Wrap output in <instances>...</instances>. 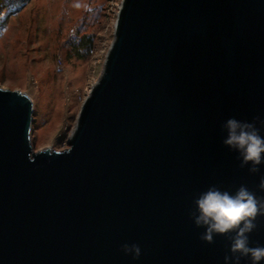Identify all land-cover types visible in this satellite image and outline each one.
Wrapping results in <instances>:
<instances>
[{
    "label": "water",
    "instance_id": "1",
    "mask_svg": "<svg viewBox=\"0 0 264 264\" xmlns=\"http://www.w3.org/2000/svg\"><path fill=\"white\" fill-rule=\"evenodd\" d=\"M32 114L0 89V264H223L189 212L211 185L264 197L221 127L264 117V0H123L69 148L34 152Z\"/></svg>",
    "mask_w": 264,
    "mask_h": 264
},
{
    "label": "rangeland",
    "instance_id": "2",
    "mask_svg": "<svg viewBox=\"0 0 264 264\" xmlns=\"http://www.w3.org/2000/svg\"><path fill=\"white\" fill-rule=\"evenodd\" d=\"M122 1L0 0V89L30 99L34 152L69 148L82 103L102 74ZM83 34L94 37L92 54L68 60V41Z\"/></svg>",
    "mask_w": 264,
    "mask_h": 264
},
{
    "label": "clouds",
    "instance_id": "3",
    "mask_svg": "<svg viewBox=\"0 0 264 264\" xmlns=\"http://www.w3.org/2000/svg\"><path fill=\"white\" fill-rule=\"evenodd\" d=\"M75 7H82L77 3ZM83 7L87 8V5ZM222 143L237 154L241 167L256 174L264 167V117L254 116L251 120L227 118L222 124ZM260 189L264 190V179ZM194 211L189 216L193 225L202 229L201 240L211 244L214 237L225 236L228 240L223 264H264V243H253L251 234L264 217V197L247 185L241 184L234 191L211 185L198 193L193 201ZM125 255L136 260L141 248L135 243H124Z\"/></svg>",
    "mask_w": 264,
    "mask_h": 264
},
{
    "label": "trees",
    "instance_id": "4",
    "mask_svg": "<svg viewBox=\"0 0 264 264\" xmlns=\"http://www.w3.org/2000/svg\"><path fill=\"white\" fill-rule=\"evenodd\" d=\"M11 1V0H10ZM94 37L83 34L76 36L68 41L67 58L79 61L86 60L92 54L94 49Z\"/></svg>",
    "mask_w": 264,
    "mask_h": 264
}]
</instances>
